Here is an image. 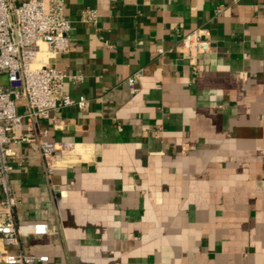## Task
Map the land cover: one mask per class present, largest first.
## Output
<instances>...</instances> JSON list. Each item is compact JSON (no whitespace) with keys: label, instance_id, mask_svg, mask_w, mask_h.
<instances>
[{"label":"crops","instance_id":"0c3cea01","mask_svg":"<svg viewBox=\"0 0 264 264\" xmlns=\"http://www.w3.org/2000/svg\"><path fill=\"white\" fill-rule=\"evenodd\" d=\"M64 3L69 49L38 58L80 75L64 89L89 102L34 121L73 144L50 173L37 141L11 158L15 220L52 231L20 248L48 255L33 264H264V0ZM196 28L210 50L195 70L180 43Z\"/></svg>","mask_w":264,"mask_h":264},{"label":"built area","instance_id":"2783aa9c","mask_svg":"<svg viewBox=\"0 0 264 264\" xmlns=\"http://www.w3.org/2000/svg\"><path fill=\"white\" fill-rule=\"evenodd\" d=\"M64 0H0V238L5 245H14L16 253L4 251L0 264H33L49 261L46 254H29L20 248L21 238L29 235L50 234L45 222L19 223L15 220V201L10 187L11 158L20 147L37 141L48 173L57 154L72 147L69 141L55 143L42 138L46 129H38L36 119L49 120L51 126L60 123L51 113L56 109L77 105L84 109L88 99L70 96L64 89L65 80H78L80 75H69L49 63H40V45L44 43L51 54L66 53L70 46V22L64 15ZM84 20L94 22L96 11L86 9ZM180 50L192 69L198 68L201 57L209 52L210 43L205 29L196 28L181 39ZM141 75L137 71L127 79L131 91ZM26 107L17 110L18 103ZM26 118L25 133L14 134L15 126Z\"/></svg>","mask_w":264,"mask_h":264},{"label":"rangeland","instance_id":"374dc122","mask_svg":"<svg viewBox=\"0 0 264 264\" xmlns=\"http://www.w3.org/2000/svg\"><path fill=\"white\" fill-rule=\"evenodd\" d=\"M0 80H4V78L2 76H0Z\"/></svg>","mask_w":264,"mask_h":264}]
</instances>
